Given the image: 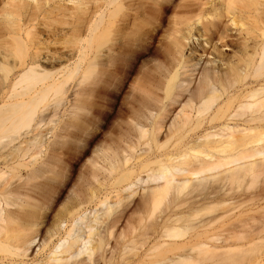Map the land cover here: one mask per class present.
<instances>
[{
    "label": "bare ground",
    "instance_id": "1",
    "mask_svg": "<svg viewBox=\"0 0 264 264\" xmlns=\"http://www.w3.org/2000/svg\"><path fill=\"white\" fill-rule=\"evenodd\" d=\"M13 1L0 12V264H264V0H183L163 28L170 0ZM149 54L118 103L123 137L94 151L45 228L62 159L33 132L69 96L60 128L76 146ZM137 183L140 201L122 204Z\"/></svg>",
    "mask_w": 264,
    "mask_h": 264
},
{
    "label": "rangeland",
    "instance_id": "2",
    "mask_svg": "<svg viewBox=\"0 0 264 264\" xmlns=\"http://www.w3.org/2000/svg\"><path fill=\"white\" fill-rule=\"evenodd\" d=\"M89 1L91 2V0ZM182 1L183 0H170L167 3V8L163 12V18L161 20L162 28L168 25L172 16H174V14L177 12L178 5ZM10 2L11 0H0V12L1 8L6 7V4ZM13 2L17 1L14 0ZM63 4L65 5L64 8L71 6V4L67 3V1H64ZM87 6H89V4H87ZM227 55L230 56L231 53H227ZM154 63L155 58L151 54L144 55L138 59L135 65V71L131 74L130 79H128V81L125 82V85L122 87L120 97H118L117 102H113V104L109 106L107 117H105L103 120H97L98 123L95 121L96 124H94L97 126V128L94 126L93 129L96 130L90 132L89 137H86L85 135L80 136V140H78L76 146L73 144L71 137H69L70 129L67 128L65 131H61L60 128L62 124L66 123L68 120L70 97L67 96L66 100L61 102L58 107H50V109H48L44 114L43 121L39 122V127L33 132V134H37L40 143L42 144L43 148L46 149V153L52 149L51 147H53V142H57V146H55L53 149L60 153V158L62 159L56 168L59 172V176L54 180L51 187L52 192L49 195L50 202L48 204V210L46 211V218L44 220L45 228H51L57 215L62 212L66 206L68 207L70 205L71 200L73 199V193L82 185V181L86 175L88 160L94 151L105 142L109 143L119 140L123 137V134L126 131V121H123L124 118L120 113H117L119 110L118 103L122 101V98L130 97V84L132 78H135L139 72H142L145 68H151ZM28 140L29 139H26V141L23 142L22 150L31 153L35 151V148L29 145ZM0 148H2L1 145ZM263 184V179L259 178L255 184V187L261 186ZM146 186V183H137L136 185L132 186L131 189L123 191L121 193L120 202H122V204L130 200H134L135 203L139 202L141 194L145 193L144 189ZM128 193H130V196L127 198L126 194ZM131 210H133V212L135 211L133 208ZM130 215L132 217H137L136 213H130ZM98 227L100 229V225H97V228ZM35 244L36 241L26 253V259L29 263L39 258V255H37L38 248L35 246ZM138 246V243L131 242L128 244V250ZM250 264L252 263L250 262Z\"/></svg>",
    "mask_w": 264,
    "mask_h": 264
}]
</instances>
